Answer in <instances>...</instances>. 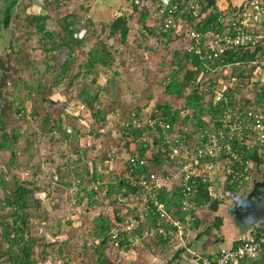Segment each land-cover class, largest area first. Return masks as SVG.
<instances>
[{
	"label": "trees",
	"instance_id": "trees-1",
	"mask_svg": "<svg viewBox=\"0 0 264 264\" xmlns=\"http://www.w3.org/2000/svg\"><path fill=\"white\" fill-rule=\"evenodd\" d=\"M85 1L88 2L83 6L85 11L79 12L75 10L67 14L64 23L58 25L59 28H56V26H53V28L48 27V22L51 18L50 14L33 15L30 19V27L33 24L36 27L37 34L40 37V46L44 48V51L53 52L62 48L68 49V56L57 77L62 81L70 79L68 82L70 87L68 97L70 100H78L79 103L69 104L80 105V107L83 105L86 108L90 115L91 123L88 134L98 138L102 135L101 128L108 124V116L111 111H119L123 104L119 96L113 95L111 88L101 87L96 84L97 74L101 71L108 76L112 73V77L109 80L112 87L118 83L116 78L119 72L114 70L117 65V57L114 56L103 38L97 40L88 51L86 60L80 62L76 71L74 70L78 46L88 42L89 36L94 33L91 30V25L94 24L91 16H89L91 19H88L87 25L82 19L86 12L90 11L91 0ZM218 1L201 0L202 11H207V15L200 23L195 21L191 13L183 14L182 19L192 23L198 31L206 33L211 30L221 33L225 29V25L220 19L222 10L218 7ZM132 2L133 10L131 13H123L119 16L114 15L113 19L108 23H101L102 28L103 30L109 29L108 37L111 41L110 43L114 44V42L118 41L129 51L131 37L135 38L134 43L136 44L139 33L143 35L146 33V37L150 42L157 39L156 48L160 45V48L162 47L161 51L165 50L171 56L170 64L163 70L164 76L158 79L159 82L157 83L164 87V95L175 100H184L183 106L180 109L176 108L171 100H164L156 105L155 111L152 112V117L162 118L170 123V128L165 133L159 127H138L134 125L133 118L143 119L139 111H132L122 119L121 136L130 146L129 157L137 158V163H133L129 157L118 155L113 149L109 155L102 153L89 162L83 160L85 156L88 157L86 153L87 145H81V138L84 136V132H80L76 127L68 131L67 126L71 118L75 119L80 117V115L76 112H71L67 108L66 102L51 100L42 123H44L50 133L53 131L61 132V137L58 140L61 142L67 141L69 144L75 143L79 148L74 150L75 154L72 155L61 152L59 163H57L58 160L55 157L49 160L52 163L50 166L53 167H51L50 179L52 184L48 187L40 185L36 178L33 180L22 179L17 174L13 176L11 184L4 177L0 179L1 186L4 189V197L0 200V263L37 264L39 261H47L49 257L53 256V253L62 256L64 249H66L65 247H68L69 242L72 240L69 237L67 240H62L60 237L61 234L66 235L65 229L74 223V217L71 214H74V211L76 213L79 207L86 214L97 207L99 203H103L104 199H107L109 204L103 209L106 208L108 210L112 207L113 218L109 214L102 212L98 215L95 223L89 226L90 228L86 231L89 236L88 239L93 238V240L99 241V245L95 248L98 264H117L123 253L130 250L133 244L132 239L140 234L142 226L139 223L131 231L125 229L127 226L126 215L128 214V212L125 213L123 211V208L126 207L125 201L129 200L131 196L132 198H141L142 196L147 197L150 205L153 206V202H150L152 199L143 194L145 191L139 183L142 175L148 177V174L154 171L150 168L151 164L147 155L151 154L158 145L166 148L165 151L157 150V152L168 164L161 174L172 177L173 182L172 188L169 189L163 186L155 194L157 199L164 203L167 212L173 218L182 222L184 228L189 225V221L195 219V214L199 212L197 209L208 205L212 210L219 211L227 204V197L232 202L237 200L235 192L240 187L235 184H228L224 195L213 200L211 189L209 188L211 183L208 181L210 178L207 177L206 172L198 171L191 179L195 180V192L191 196L194 208L184 209L183 175L172 169L174 159L170 157L172 150H169V144L165 143V136L169 134L172 139V145L179 148L180 153H189V156L192 157L199 147L205 146L208 137L207 133H215L221 129L223 125L221 119L225 115L226 110L234 109L236 104H240L241 108H244L251 103V98L248 96L249 92L246 93V89L251 87L250 92L254 93V98L263 97L264 82L259 84V79H253L255 68L258 66L262 67V65L253 63L257 58L261 57L262 47L260 45H256L254 48L228 47L223 49L218 57L214 59L202 58L201 55L194 52L195 42L184 33L179 34L172 29L159 32V26L157 25L163 23L166 14L159 17L153 16L151 12L155 5V0H141L139 4L135 3V0H132ZM10 19L11 6H8L3 18V25L6 28L10 27ZM79 19L81 24L83 22L81 26L87 28V35L83 39H77L74 35L77 30V27L74 26ZM151 19L157 25H151ZM64 24H66L65 27ZM150 45L148 43V48L143 46L142 42H138L136 47H140L143 50L155 47ZM206 51L207 48H204L203 53L206 54ZM122 63L125 65V60L122 59ZM162 66L165 65L162 64ZM169 66L170 70H168ZM225 69L230 70V75L228 76L231 79H237V83L226 87L224 83L218 81V78L214 75L215 72L219 73ZM92 74L96 75L91 82H86L88 76ZM82 78H84V81L81 85L79 83L73 84L75 80ZM250 83H252V86L248 87ZM73 87L75 88L73 89ZM218 94H220L219 98ZM149 98H151V95H149ZM20 112L22 111L20 110ZM117 114L120 115V111ZM205 117H208V119ZM128 122L129 125H126ZM1 123L5 127L4 122L1 121ZM213 125H215L214 128ZM200 133L206 134L201 137ZM2 136L3 140L0 142V150L6 149L10 151V157L4 165L7 170L11 168L16 173L20 170L22 163V161L18 162L20 156L16 147L20 136L16 133L9 135L6 130L3 131ZM145 136L149 137V139L145 140ZM94 138H91V140ZM233 144L243 159L251 161L252 171H255V169L261 170L260 167L264 164V154L260 152L259 147L248 148L247 144H238L236 141ZM99 146H101L100 148L103 147L101 143ZM33 157L31 154L29 161L24 162L23 165L25 170L32 168L36 176L41 171V165L30 164ZM143 158H146L148 163L141 164L140 160ZM209 160L215 161L216 158H209ZM111 163L114 167L120 168L117 175H113L115 173L114 169L117 170V168L112 169L110 167ZM232 166L237 169L240 164L234 163ZM222 168L223 170L227 169L225 165ZM243 169L244 167L242 166L241 170L243 171ZM108 175L113 176L110 179H106ZM56 176L57 178H55ZM204 177H207V181H204ZM231 177L229 175L228 178L230 179ZM252 179L251 177L249 180ZM44 198L52 203L50 209L43 202ZM71 207H74L75 210H71ZM53 211L58 212L59 215H57L58 219L56 220L58 225L57 232H51V228L47 226L48 221L52 218ZM188 213L191 214L190 219H186ZM148 217V219L153 220L152 230L156 238L169 240L174 235L173 233L177 227L172 222L165 223V221H162L169 232L165 236L157 230L159 214L150 211ZM219 218L220 216L218 215L217 219ZM64 219L65 221L62 224ZM262 221L264 223V220ZM198 223L197 221V225ZM113 229L126 234L118 248L110 243V233ZM252 230L254 231V228L251 229L250 233L253 232ZM239 241L237 239L231 247H235ZM83 247L84 251L90 248V246L88 247V241H84ZM215 256L208 257L213 259ZM242 264H264V257L257 260L248 259Z\"/></svg>",
	"mask_w": 264,
	"mask_h": 264
},
{
	"label": "rangeland",
	"instance_id": "rangeland-1",
	"mask_svg": "<svg viewBox=\"0 0 264 264\" xmlns=\"http://www.w3.org/2000/svg\"><path fill=\"white\" fill-rule=\"evenodd\" d=\"M91 2L92 0L90 4ZM240 2V0H219L218 7L221 10L226 8L227 14L230 15L233 9L232 4H241ZM87 3L88 2L85 0H0V142L3 140L2 133L4 130H6L9 135L13 133L18 134L20 136L18 145L16 146L20 156L18 162L22 161L18 172L15 173L11 168L7 170L4 163L8 161L10 151L6 149L3 151L0 150V179L2 177L6 178L9 184L13 182V176L17 174V176L22 179L33 180L36 178V181L40 185L46 187L50 186L52 184L50 180L52 173L51 167L53 166H50L52 163L49 162V160L55 157L58 160L57 163H59L61 160V152L72 155L75 154L74 150L79 148L75 143L69 144L67 141L61 142L58 140L61 137V132L53 131L50 133L48 128L42 123L43 117L47 113L46 109L50 105L51 100L66 102V106L71 112L73 111L80 115V117L75 119L71 118L67 126L70 130L76 127L80 132H84V136L81 138V145H87L86 153L88 157L85 156L83 160L89 162L102 153L109 155L112 149L122 157L129 156L130 146L121 136V121L130 112L139 111L141 117L146 118L152 115V112L156 109V105L161 101L171 100L174 106L179 109L184 104V100L182 99L175 100L164 95V87L157 83L159 82L158 79L164 76L163 70L170 64V54L165 50L161 51L162 47L160 48V45L156 48L157 44L153 41L150 42L146 37V33L145 35L139 33L136 44L134 43L135 38L131 37L130 51L128 49L126 50L118 41L114 42V44L110 43L111 41L108 37L109 29L103 30L101 23H108L111 18L98 20L90 10L86 12V15L82 19L87 25L88 19L92 18L94 24L91 25V30L94 33L89 36L90 38L88 37V42L78 46L76 50L77 61L74 70L76 71L80 62L86 60L88 51L97 40L103 38L114 56L117 57V65L114 70L119 72L116 78L118 83L112 87V84L109 83L112 73L108 76L101 71L97 74L96 84L101 87L111 88L113 95L119 96L123 107L119 109L120 115L117 114L119 112L117 110L111 111L108 116V124L101 128L102 135L98 138H94L95 136L88 134L91 125L88 111L83 105L80 107V105L69 104L79 103L78 100H70L68 97L70 90L68 82L70 79L62 81L57 77L68 56V49L62 48L53 52L44 51V48L40 46V37L39 34H37L36 27L33 26L34 24L30 27V19L33 15L50 14L51 18L48 22V27L53 28V26H56V28H59L58 25L64 23L67 14L75 10L79 12L85 11V7L83 6ZM132 3V0L123 1L118 8L113 9L112 15L119 16L123 13H131L133 10ZM8 6H11V19L10 27L6 28L3 25V18ZM89 16H91V18ZM83 22L81 24L79 19L74 27L83 25ZM150 24L157 25L152 19L150 20ZM65 25L66 24H64V27ZM138 42H142L143 46H147L149 43V45L151 44L150 46L153 45L155 47L148 49L149 47L147 46V50H143L140 47H136ZM122 59L125 60V65L122 63ZM162 64L165 66H162ZM114 70L112 71L114 72ZM168 70H170V66ZM95 75L96 74L89 75L86 82H91ZM214 75L218 78V81L224 83L226 87L237 83V79H231L228 76L230 75L229 69H225L219 73L215 72ZM253 76L254 80H260L259 84L263 83L264 67H256ZM83 81L84 78L75 80L73 84L76 85L79 83L81 85ZM249 86H252V83H250L248 87ZM74 88L75 87H73V89ZM250 88L251 87L248 89L245 88L246 93L249 92L248 96L255 97L254 93L250 92ZM149 95H151V98H149ZM219 95L220 94L217 95L218 98ZM20 110L22 112H20ZM205 118L208 119V117ZM1 121L4 122L5 127L2 126ZM91 138L94 139L91 140ZM100 143L103 145L102 148L99 146ZM158 147L159 145L154 148L151 154L147 155V158L151 164L150 168L161 173L168 164L157 152ZM31 154L34 157L30 164L36 163L41 165V171L36 176L32 168L25 170L23 165L24 162L26 163L29 161ZM183 157L187 159L186 155H183ZM179 162H181V159ZM110 167L112 169L117 168V166L114 167L112 163ZM120 167L122 168V166ZM179 168L178 163L172 167L173 170H178ZM201 168L205 169L206 167L202 166ZM119 169L120 168H117V170L114 169L115 173L113 175H117ZM197 170L200 171V168ZM223 172L224 171L221 172L219 169L216 173L224 177L225 174H223ZM113 175H108L106 179L112 178ZM253 176L252 182L256 177H259V173H257V171L254 172ZM170 181H172V179ZM168 186H172V182H169ZM252 187L253 183L240 187L239 190L235 192L237 200L245 197ZM42 196L44 197V195ZM3 197L4 189L0 181V200ZM212 198L214 197L212 196ZM44 199L43 202L50 209L52 203L46 198ZM145 199V197L141 196L140 200H135V198L131 196L125 203L128 206L127 208L133 211L132 214H138L144 210L146 204ZM226 202L227 204L224 205V208L219 211H211L208 205L197 209L199 212L195 214V219L189 221V225L193 226V222L198 219V225L202 230H209L210 235H215L212 242L214 247H228L233 237H245L250 233L251 229L263 224V221H261L256 223L253 227L242 230L236 224V220L231 217L229 211L234 201H230V198L227 197ZM108 204L109 200L104 199L103 203H99L97 207L86 214L81 207L77 209L76 213L74 207H71V210L74 211V214H71V216L74 217V223L72 226L65 229L66 235H60L62 240H67L68 237L72 239L69 242L70 244L68 247H65L66 249H64L62 256L53 253V256L49 257L47 261H39L37 264H98L95 248L99 245V241L93 240V238L88 239L89 236L86 230L95 223L98 215L102 212L109 214L110 217L113 218V212L110 211L112 207L108 210L106 208L103 209ZM134 211L136 212L134 213ZM53 212L52 218L48 221L47 226L51 228V232H57L58 225L56 224V220L58 219V212ZM218 214L220 216L219 219H217ZM131 220H135V218ZM64 221L65 219L62 220V224ZM37 226H39V224H37ZM34 227H36V225H34ZM152 233H154V231H152ZM84 241H88V247L90 246L86 251L83 249ZM134 247L137 249L136 251L140 252L135 253L133 256L129 253L130 259L126 256L129 254L123 253L121 258L118 259L117 264H143V261L147 258L148 252H146V254L144 253L145 251L139 250L140 247ZM172 253L171 251L164 253V258H160L163 260L161 264H167L168 260L170 261L173 256ZM153 262L156 264L157 261ZM0 264L8 263L2 262Z\"/></svg>",
	"mask_w": 264,
	"mask_h": 264
},
{
	"label": "built area",
	"instance_id": "built-area-1",
	"mask_svg": "<svg viewBox=\"0 0 264 264\" xmlns=\"http://www.w3.org/2000/svg\"><path fill=\"white\" fill-rule=\"evenodd\" d=\"M140 1L135 0V3L139 4ZM240 1L241 4H232L233 9L230 15L227 14L226 8L222 10L220 19L224 22L225 29L221 33L211 30L206 33L198 31L192 23L182 19L183 14L191 13L195 21L200 23L207 15V11H202L201 0H155L152 14L155 17L166 14L163 23L158 24L159 32L172 29L179 34L184 33L195 42L194 52L201 55L202 58L214 59L218 57L223 49L228 47L254 48L256 45H260L262 55L253 63L264 67V0ZM74 35L77 39H83L87 35V28L84 26L77 27ZM153 42L157 44V39ZM204 48H207L206 54L203 53ZM249 98H251V103L246 107L241 108L240 104H236L234 109L226 110L221 119L223 125L217 132L200 133L201 137H204V134L208 137L205 146L199 147L192 157L189 156V153H180L179 148L172 145L169 134H166L165 143L169 144V150H172L170 157L174 159L172 167L178 163L180 168L175 171L183 175L184 209L194 208L191 196L195 192V180L191 179L198 172V168L201 172H206L207 177L210 178L208 181L211 184L213 172H217L219 169L221 172L224 171L226 180L232 185L235 184L241 187L247 180L251 179V161L243 159L233 144L236 141L238 144H247L248 148L259 147L260 152L264 154V96L261 98L250 96ZM133 124L138 127H159L164 133L170 128V123L162 118H153L152 115L143 119L133 118ZM126 125H129V122ZM214 127L215 125H213ZM68 131L71 130L68 129ZM146 139H149V137L145 136ZM158 150L165 151L166 148L161 145ZM183 155H186L187 159ZM209 158H216V160H209ZM129 159L133 163L138 161L135 157H129ZM180 159L181 162H179ZM140 163H148V160L143 158ZM234 163H239L240 167L234 169L232 166ZM223 165L227 167L226 170H223ZM202 166L206 168L203 169ZM242 166L244 167L243 171L241 170ZM229 175L232 176L230 179L228 178ZM207 177H204V181H207ZM171 179L172 181H170ZM169 182H173L172 177L153 171L148 174V177L142 175L139 184L145 191L143 194L152 199L150 202H153V206L145 197L146 203H149L147 208L159 214L158 232L167 236L169 232L162 221H165V223L172 222L177 227L173 234H177L179 240H181L185 232L183 223L167 212L164 203L159 201L155 194L163 186L169 189L172 188V186H168ZM135 200H140V198L137 197ZM110 211L113 212L112 209ZM144 217L145 213L142 211L139 212L138 217H134L136 221L127 219L125 229L127 231L133 230L141 222V218ZM190 218L191 214L188 213L186 219ZM123 233L113 229L110 233V243L118 248L126 235ZM135 240V238L132 239V242L134 243ZM239 240L235 247H221L213 259L202 256L200 264H242L248 259L257 260L264 257V223L245 237L239 238Z\"/></svg>",
	"mask_w": 264,
	"mask_h": 264
},
{
	"label": "crops",
	"instance_id": "crops-1",
	"mask_svg": "<svg viewBox=\"0 0 264 264\" xmlns=\"http://www.w3.org/2000/svg\"><path fill=\"white\" fill-rule=\"evenodd\" d=\"M260 169L261 170L255 169V171H252L251 177L254 178V172L257 171V173H259V177H256L254 180L264 181V164L260 167ZM211 178L212 184L209 186L211 189V197L213 196L214 198H218L223 196L229 184L226 180V175L221 177L220 175H217L216 172H213ZM250 183H254V181L252 182V180H247L244 185L247 186ZM214 198L212 199L214 200ZM148 204L149 203L145 204L143 210L145 217L142 218L140 222L142 224L140 234L136 235L135 242L131 245L130 250L125 252V254L130 253L131 256H133L135 253L140 252L136 251L137 249L134 247L137 246L140 247L139 250L143 252L145 251L144 253L148 252V254L146 253L147 258L143 261V264H155L153 261H157L156 264H161L163 260L160 258H164L163 254L169 251L173 252V256L170 260L171 262L168 260L167 264H198L202 256L210 257L216 255L221 247H225H214L212 242L215 235H210L209 230H202L200 226L197 225V221L199 222L198 219L193 222V226L186 225V228H184L185 232L181 240L178 239L177 234H174L169 240L156 238L154 233H152V227L154 225L153 220L148 219V215L150 214V210L147 208ZM209 209L214 212L211 208ZM123 211L125 213L128 212L126 218L130 220L134 217H138L139 215V213H135L136 211H134L135 214H132L133 211H131L130 208H127V205L123 208ZM262 225L263 224H261V226ZM257 228L258 227H254V229ZM239 238L241 237H233L228 247H231ZM130 254L126 255L128 259L131 258Z\"/></svg>",
	"mask_w": 264,
	"mask_h": 264
},
{
	"label": "water",
	"instance_id": "water-1",
	"mask_svg": "<svg viewBox=\"0 0 264 264\" xmlns=\"http://www.w3.org/2000/svg\"><path fill=\"white\" fill-rule=\"evenodd\" d=\"M125 0H92L90 10L99 19L113 18V9ZM231 217L242 230L264 220V181L254 180L250 192L234 201L229 208Z\"/></svg>",
	"mask_w": 264,
	"mask_h": 264
}]
</instances>
